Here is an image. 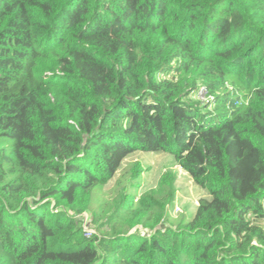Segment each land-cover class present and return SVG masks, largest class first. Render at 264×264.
Here are the masks:
<instances>
[{
  "label": "trees",
  "instance_id": "trees-1",
  "mask_svg": "<svg viewBox=\"0 0 264 264\" xmlns=\"http://www.w3.org/2000/svg\"><path fill=\"white\" fill-rule=\"evenodd\" d=\"M0 144V264H264V0H0ZM137 153L191 221L169 174L93 207Z\"/></svg>",
  "mask_w": 264,
  "mask_h": 264
},
{
  "label": "rangeland",
  "instance_id": "rangeland-1",
  "mask_svg": "<svg viewBox=\"0 0 264 264\" xmlns=\"http://www.w3.org/2000/svg\"><path fill=\"white\" fill-rule=\"evenodd\" d=\"M200 98L202 101H206L207 95L205 91L200 95ZM4 146L9 145L4 144ZM133 167H139V170H142L136 180L131 179ZM167 174L174 180L172 182L173 196L171 203L167 207L166 223L176 226L189 222L197 213L200 201L207 197V192L198 186L167 154L150 155L137 153L132 155L125 161L122 170L109 185L104 188H95L92 191L93 207L105 210L104 207H109V202H113L116 199L121 189L127 187L131 188L138 199L143 194L159 191L160 182ZM132 184L137 185L136 188H132ZM167 191L168 189L163 188L164 194L161 195V199H163ZM91 216L89 213L83 215L86 222L85 225ZM257 224L264 231V222H258ZM95 232L96 230H92V233Z\"/></svg>",
  "mask_w": 264,
  "mask_h": 264
},
{
  "label": "built area",
  "instance_id": "built-area-1",
  "mask_svg": "<svg viewBox=\"0 0 264 264\" xmlns=\"http://www.w3.org/2000/svg\"><path fill=\"white\" fill-rule=\"evenodd\" d=\"M203 94V92L201 93V95Z\"/></svg>",
  "mask_w": 264,
  "mask_h": 264
}]
</instances>
